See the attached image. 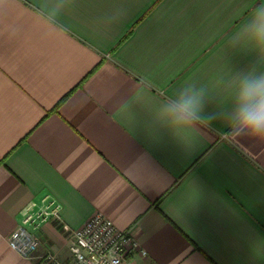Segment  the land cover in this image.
Returning a JSON list of instances; mask_svg holds the SVG:
<instances>
[{"label":"crops","instance_id":"crops-1","mask_svg":"<svg viewBox=\"0 0 264 264\" xmlns=\"http://www.w3.org/2000/svg\"><path fill=\"white\" fill-rule=\"evenodd\" d=\"M260 6L0 0V264L33 263L7 236L45 196L69 231L97 212L130 228L147 264H264V137L230 119L237 78L264 73L241 32ZM189 85L201 119L174 123ZM69 231L41 223L36 254L69 261Z\"/></svg>","mask_w":264,"mask_h":264},{"label":"built area","instance_id":"built-area-1","mask_svg":"<svg viewBox=\"0 0 264 264\" xmlns=\"http://www.w3.org/2000/svg\"><path fill=\"white\" fill-rule=\"evenodd\" d=\"M49 219L58 220L63 231L59 206L48 197L38 206L30 202L22 211V218L7 236L9 246L19 255L33 260L32 264H147L146 250L131 229H119L112 220L100 212L91 215L72 230L68 249L69 261H62L51 250L36 254L40 243L38 226Z\"/></svg>","mask_w":264,"mask_h":264},{"label":"clouds","instance_id":"clouds-1","mask_svg":"<svg viewBox=\"0 0 264 264\" xmlns=\"http://www.w3.org/2000/svg\"><path fill=\"white\" fill-rule=\"evenodd\" d=\"M58 11H53L48 20L53 21ZM241 32L257 45L264 46V6L254 10ZM202 99L203 90L189 85L175 98L167 100L162 112L174 123L197 121L201 119ZM230 119L240 134L264 137V73L248 72L237 78L235 106Z\"/></svg>","mask_w":264,"mask_h":264}]
</instances>
